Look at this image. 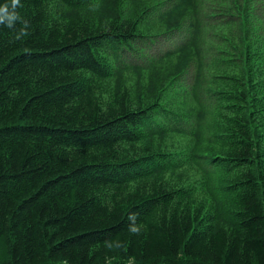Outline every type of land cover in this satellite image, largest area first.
Segmentation results:
<instances>
[{"label": "trees", "instance_id": "obj_1", "mask_svg": "<svg viewBox=\"0 0 264 264\" xmlns=\"http://www.w3.org/2000/svg\"><path fill=\"white\" fill-rule=\"evenodd\" d=\"M21 5L0 264H264V0Z\"/></svg>", "mask_w": 264, "mask_h": 264}, {"label": "clouds", "instance_id": "obj_2", "mask_svg": "<svg viewBox=\"0 0 264 264\" xmlns=\"http://www.w3.org/2000/svg\"><path fill=\"white\" fill-rule=\"evenodd\" d=\"M22 7L21 0H7L6 3L0 4V28H8L16 32V39L28 34L29 22L24 20L20 15L18 9ZM17 24L21 26L17 28ZM130 224L128 231L133 235H139L142 231V225L136 223V214H132L130 217ZM122 242H118V246ZM106 247L111 249L113 244L111 241L106 242Z\"/></svg>", "mask_w": 264, "mask_h": 264}]
</instances>
